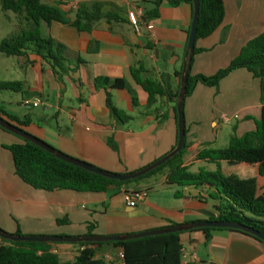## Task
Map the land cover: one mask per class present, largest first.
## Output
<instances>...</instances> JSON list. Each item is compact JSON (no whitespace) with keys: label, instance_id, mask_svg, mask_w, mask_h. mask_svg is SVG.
Returning <instances> with one entry per match:
<instances>
[{"label":"crops","instance_id":"0c3cea01","mask_svg":"<svg viewBox=\"0 0 264 264\" xmlns=\"http://www.w3.org/2000/svg\"><path fill=\"white\" fill-rule=\"evenodd\" d=\"M41 1L59 9L68 20H73L80 5L101 3L103 14L115 12L120 21L108 25L102 20L91 33H79L59 23L41 24L43 36L66 48L70 61L66 71L74 67L76 57L83 64L76 68V73L69 71L56 76L36 56L28 58L35 61L33 66L14 57L23 77L22 81L15 82L26 86L21 105L25 100H39L40 106L54 110L55 128L51 125L49 130L45 128L48 117H37L34 122L28 116L31 122L23 130L53 143L50 145L64 155L118 174L136 172L172 151L177 135L175 104L160 98L148 108L147 94L134 83L130 69L142 62L149 76L163 79L172 93L177 90L175 73L184 66L191 7L184 3L174 7L164 1L157 19L143 20L135 28L128 20V13L137 8L149 10L152 8L149 3L156 0H146L149 3L142 0ZM223 2L222 26L209 38L196 42V48L202 52L193 56L190 68L193 76L209 77L226 68L249 41L264 32V0ZM97 77L124 79L128 83L137 107L127 90H112V98L117 108L133 118L132 122L119 125L110 117L104 90L94 88ZM49 95L56 98V105L49 103ZM260 113V81L244 69L224 78L218 89L198 84L184 101L187 150L183 160L189 171L198 167L196 173L214 172L216 166L197 161V154L205 148H225L232 137L254 131V119H259ZM14 116L24 120L27 115ZM5 134L0 132V154H3L2 147L20 142L8 140ZM108 139L113 140L117 151L110 147ZM11 167L9 174L0 164V199L10 204H3L4 211L0 210V220L5 218V225L0 227L12 235L20 231L28 236L85 237L90 228L93 236L133 235L210 220L202 211L217 216L205 189L167 186L165 172L135 186L96 194L35 190L15 175L12 156ZM128 189L146 192V201L130 207L125 196ZM62 219L69 222L58 225L56 221ZM181 243V264H264V244L239 232L215 230L209 242L202 232L185 233L181 235ZM78 250L71 244H60L53 252L62 264H68L75 260ZM120 253L106 244L97 258L108 264H123Z\"/></svg>","mask_w":264,"mask_h":264},{"label":"trees","instance_id":"16d2710c","mask_svg":"<svg viewBox=\"0 0 264 264\" xmlns=\"http://www.w3.org/2000/svg\"><path fill=\"white\" fill-rule=\"evenodd\" d=\"M164 1L174 7L184 3L192 9V0H156L152 3L142 0V3L152 5L151 9L143 10L142 21L157 19L159 8ZM198 1L199 15L196 42L212 36L222 26L225 18L223 0ZM0 11L10 12L19 20L23 19L24 21L18 35L6 37L0 41V57H16L23 60L25 64L33 66L35 61H30L28 58L30 55L36 56L47 63L56 76H61L69 71L76 73V68L83 62L79 57H76L74 67L66 71L65 67L70 65V61L66 57V48L52 38L43 36L40 29L41 24L59 23L73 28L79 33H91L96 23L102 20L108 25L120 21L115 12L103 14L101 3L80 5L73 20L66 19L59 9L46 5L41 0H0ZM200 52L202 50L195 46L194 55ZM240 69L246 70L254 79L260 81V118L254 119V131L241 137H232L227 147L222 149L205 148L197 154V161L216 166L214 172L201 170L194 174L189 171V167L184 164L183 160L187 150L184 141L181 152L168 162L142 177L122 183L70 165L20 138L19 143L5 147L12 156L15 175L25 184L39 191L99 194L107 193L112 188L121 189L135 186L146 179L165 172L167 186L192 187L207 191L208 198L213 201L217 213L216 218L211 220L239 224L264 235V32L249 41L241 49L238 57L213 76L189 74L185 99L193 94L198 84L218 89L224 78ZM130 73L134 83L147 94L146 106L148 108L155 105L158 99L166 98L175 104L174 110L176 111L182 71L175 73L178 86L174 93L171 92L163 79L157 80L149 76V71L142 62L132 65ZM93 84L96 90H104L106 108L110 117L117 124L127 125L133 121L131 116L115 106L112 98V90H127L131 94L133 105L138 106L134 93L129 90V85L124 79L112 80L107 77H97ZM25 87L23 82H4L0 79V93L13 92L23 95L25 94ZM0 118L21 129L28 127L31 122L28 116L24 120H20L18 117L9 115L1 100ZM249 119L253 120L252 118ZM175 121L177 124L176 114ZM0 130L9 133L1 127ZM108 144L117 151L112 139H108ZM68 222V219L56 221L58 225ZM215 230L229 229L205 228L131 241L71 244L79 250L75 260L68 264H108L103 259L97 258L102 246L106 244L112 245L123 253V264H181L183 249L181 235L202 232L206 237V242H209L211 232ZM92 231L90 228L88 236H93ZM231 231L239 232L264 244L256 237L242 231ZM16 235L20 236V231ZM57 245L60 244L14 243L0 239V264H62L59 256L53 252Z\"/></svg>","mask_w":264,"mask_h":264},{"label":"water","instance_id":"95a60500","mask_svg":"<svg viewBox=\"0 0 264 264\" xmlns=\"http://www.w3.org/2000/svg\"><path fill=\"white\" fill-rule=\"evenodd\" d=\"M198 15H199V1L192 0V22H191V28H190V32L188 36V43H187V49L185 53L184 66H183V70L181 74V81H180L181 85H180L178 100L176 104V111H175V114L177 116V144L172 151H170L168 154L158 159L154 163L136 172H133V173L118 174V173L107 172V171L98 169L90 164H87L83 161L71 158L61 153H58L54 148L47 145L40 139L30 135L23 129L10 124L9 122L3 120L2 118H0V127L8 131L9 133H12L16 135L17 137L54 155L57 159L61 161H64L75 167H79L87 172L99 175L101 177H104L110 180L119 181L122 183L126 181L135 180L139 177L146 175L152 170L162 166L163 164L168 162L172 157H174L176 154L181 152L184 146L185 122H184L183 106H184V101L186 97V89H187V83H188V78L190 74L191 63H192L194 50L196 46V31H197ZM202 214L208 217L210 220L203 221V222H194V223H190L186 225H174V226H171L165 229L148 231V232L133 234V235H120V236H110V237H102V236H85V237L17 236V235H10L0 229V239L5 240V241L14 242V243H18V242L50 243V244L111 243V242H119V241H131V240H137L141 238L153 237V236H159V235H165V234H171V233H182V232H187V231L197 230V229L211 228V229H229V230L242 231L264 242V235L260 234L259 232L255 230H252L242 225L234 224L231 222H219V221L211 220V219L216 218V215L209 211H202Z\"/></svg>","mask_w":264,"mask_h":264},{"label":"rangeland","instance_id":"374dc122","mask_svg":"<svg viewBox=\"0 0 264 264\" xmlns=\"http://www.w3.org/2000/svg\"><path fill=\"white\" fill-rule=\"evenodd\" d=\"M21 23H22V26H21ZM23 25H24L23 19L19 20L17 16H15L14 14H12L10 12H7V13L0 12V41L6 37L18 35L20 33V30H21L20 28L23 27ZM13 63L15 64V67H14ZM0 79H1V81H4V82H8V81L15 82V81H22L23 80L22 73H21L20 68L18 67L16 58H14V57L8 58L5 56L0 57ZM21 95L22 94H20V93H13V92H1L0 93V100L4 103V106L6 108V112L9 115H12V116H14V115H18V116L27 115L31 119H33L34 122H36L35 119L37 117H44V118L48 117L50 119L48 120V123H47L48 125L45 126V128L49 130L50 125L55 128V122L53 119L54 110L45 109L43 106H40L39 108L26 109L23 105H21V99H22ZM48 99H49V103L51 105H56V98L54 96L49 95ZM0 132L6 133L2 130H0ZM5 135H7L8 140H13L15 142L21 141L19 137H17L16 135H14L12 133L11 134L6 133ZM34 137H36V136H34ZM41 141H43V140H41ZM43 142L49 146H51L50 144H53V143H47L45 141H43ZM53 146H55V145H53ZM5 147L6 146L2 147L3 152H1V153H3V154H0V164L5 169L6 173L8 172L10 174V172L12 171L11 155H10L9 151L7 149H5ZM52 148L55 149V147H52ZM8 167H9V169H8ZM197 169H198V167H194L190 170V172L196 173ZM3 204L10 205L6 201H2L0 199V210L1 211H4V205ZM4 219L5 218H3V220H0V226L5 225ZM0 229H2V228L0 227ZM10 235H12V234H10ZM20 236H28V235H22L20 233Z\"/></svg>","mask_w":264,"mask_h":264},{"label":"built area","instance_id":"2783aa9c","mask_svg":"<svg viewBox=\"0 0 264 264\" xmlns=\"http://www.w3.org/2000/svg\"><path fill=\"white\" fill-rule=\"evenodd\" d=\"M129 22L132 26L137 28L142 23L143 9L137 8L134 11H131L127 15ZM151 28V27H148ZM23 106L28 107L31 105L33 108H38L41 105L39 100L30 102L28 100L23 101ZM235 118H238L237 116ZM125 196L127 203L130 207H136L138 204L143 203L147 199V194L144 191H138L134 189H128L125 191ZM120 258L123 259V253H120Z\"/></svg>","mask_w":264,"mask_h":264}]
</instances>
